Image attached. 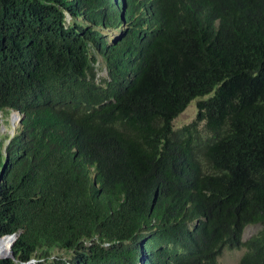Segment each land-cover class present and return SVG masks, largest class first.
Returning <instances> with one entry per match:
<instances>
[{
  "label": "trees",
  "instance_id": "1",
  "mask_svg": "<svg viewBox=\"0 0 264 264\" xmlns=\"http://www.w3.org/2000/svg\"><path fill=\"white\" fill-rule=\"evenodd\" d=\"M0 113V264H264V0H0Z\"/></svg>",
  "mask_w": 264,
  "mask_h": 264
},
{
  "label": "rangeland",
  "instance_id": "2",
  "mask_svg": "<svg viewBox=\"0 0 264 264\" xmlns=\"http://www.w3.org/2000/svg\"><path fill=\"white\" fill-rule=\"evenodd\" d=\"M114 34L108 35V39L115 38L117 33L113 32ZM101 60L99 58L98 63L96 64L97 68V77L98 80L106 79L107 74L104 66L101 64ZM16 113H11L9 115H2L0 113V134L5 136V141L8 142L11 136L16 132L17 118L14 116ZM196 118V101H192L187 108L173 121V125L175 128L181 127L183 125L189 124L194 121ZM261 226L259 224L248 225L243 230L242 234V241L244 242L251 236L255 235ZM245 252L244 247H239L237 249H224L221 256L218 259L219 264H238L241 256ZM34 260H31L29 263H33Z\"/></svg>",
  "mask_w": 264,
  "mask_h": 264
},
{
  "label": "clouds",
  "instance_id": "3",
  "mask_svg": "<svg viewBox=\"0 0 264 264\" xmlns=\"http://www.w3.org/2000/svg\"><path fill=\"white\" fill-rule=\"evenodd\" d=\"M16 115H18V114L16 113ZM16 118H17V116H16ZM18 119H19V116H18Z\"/></svg>",
  "mask_w": 264,
  "mask_h": 264
},
{
  "label": "bare ground",
  "instance_id": "4",
  "mask_svg": "<svg viewBox=\"0 0 264 264\" xmlns=\"http://www.w3.org/2000/svg\"><path fill=\"white\" fill-rule=\"evenodd\" d=\"M16 117V115H14Z\"/></svg>",
  "mask_w": 264,
  "mask_h": 264
}]
</instances>
